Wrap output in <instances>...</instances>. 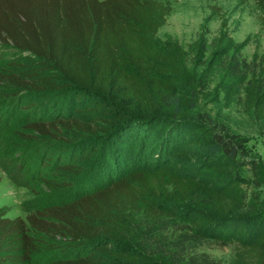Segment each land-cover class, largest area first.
<instances>
[{"label": "trees", "instance_id": "1", "mask_svg": "<svg viewBox=\"0 0 264 264\" xmlns=\"http://www.w3.org/2000/svg\"><path fill=\"white\" fill-rule=\"evenodd\" d=\"M250 1L264 38V0ZM171 12L158 0H0V43L32 62L0 70V86L11 90L0 95V139L17 127L34 144L1 148L0 169L22 187L52 172L77 175L74 188L72 180L58 186L68 190L59 202L23 206L24 218L0 207V264H215L192 253L204 241L232 246L228 264H264L256 192L264 178L255 172L250 197L236 147L185 114L196 98L177 94L182 52L156 44ZM262 51L257 63L229 56L221 64L227 96L260 121ZM86 96L87 106H74ZM38 147L42 166L27 178ZM180 218L187 224L173 226L174 236H137L138 226L167 232Z\"/></svg>", "mask_w": 264, "mask_h": 264}, {"label": "rangeland", "instance_id": "2", "mask_svg": "<svg viewBox=\"0 0 264 264\" xmlns=\"http://www.w3.org/2000/svg\"><path fill=\"white\" fill-rule=\"evenodd\" d=\"M158 1L169 4L172 12L165 25L157 32L156 44L161 48L167 42L178 45V51H181L182 55L176 68L179 80L176 85L177 94L182 98L189 97V94L193 92L196 98V108L185 114L208 128L212 138L218 134L225 142L230 143L232 148L236 147V161L239 163L238 169H241L239 174L249 181L241 187L252 197L253 184L256 182L255 172L260 174L259 178H264V121L248 115L235 96H227L228 88H225L226 81L222 79L224 71L221 70V64L229 56L244 58L247 62H258L264 48V38L259 22L261 10L256 2L250 0ZM12 62L26 66L32 63L26 54L19 55L0 43V70L11 68ZM199 77L202 78V84L194 86ZM237 88L241 96L240 85ZM6 91L11 90L1 85L0 95ZM68 97L69 94L64 96L66 101ZM89 100V96H86L74 106L83 108L88 105ZM5 112L6 108H0L2 116ZM24 115L25 112H20L12 124L19 122ZM16 130H18L17 127L15 132L9 133L2 142L0 139L2 143L0 150L3 148L12 154V151L34 146L32 143L23 142ZM68 139L75 143L85 138L69 135ZM152 144L156 145L153 142L148 145L153 146ZM61 149L64 150V147L62 146ZM34 151L27 178H31L34 171L42 166L43 150L38 147ZM1 159L0 156V161ZM246 161L255 162L258 169L251 170V167L245 164ZM44 175H47L44 179L35 178L28 183L27 187H22L12 184L0 169V207L5 208L7 217L24 218L26 212L23 206L34 209L32 206L38 205L42 208L59 202L68 190L58 186L72 180V188H74L77 181L75 179L77 175L71 172L57 171ZM256 192L260 200L264 202V186L256 189ZM181 224L187 223L182 218L172 220L167 232L165 229L161 231L158 227L149 229V227L138 226L137 236L142 241L154 240L166 235L170 237V234L174 236L173 232L176 228L173 226L180 227ZM192 253L198 257H206L215 264H228L235 254L232 246H222L212 241H204L199 247L193 249Z\"/></svg>", "mask_w": 264, "mask_h": 264}]
</instances>
